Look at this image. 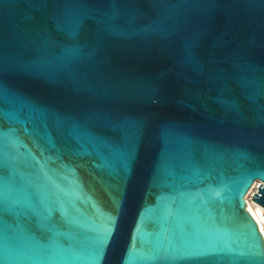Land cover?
Instances as JSON below:
<instances>
[{"label":"water","instance_id":"1","mask_svg":"<svg viewBox=\"0 0 264 264\" xmlns=\"http://www.w3.org/2000/svg\"><path fill=\"white\" fill-rule=\"evenodd\" d=\"M255 181L264 0H0V264H264Z\"/></svg>","mask_w":264,"mask_h":264},{"label":"bare ground","instance_id":"2","mask_svg":"<svg viewBox=\"0 0 264 264\" xmlns=\"http://www.w3.org/2000/svg\"><path fill=\"white\" fill-rule=\"evenodd\" d=\"M254 187L258 188L260 186V183L257 181L254 182ZM245 207L251 214V216L255 219L259 230L261 231L263 241H264V207H262L260 204L254 202H249L246 198Z\"/></svg>","mask_w":264,"mask_h":264},{"label":"built area","instance_id":"3","mask_svg":"<svg viewBox=\"0 0 264 264\" xmlns=\"http://www.w3.org/2000/svg\"><path fill=\"white\" fill-rule=\"evenodd\" d=\"M257 191H258V188L256 189V187H254V185H252L251 188L249 189L248 193L246 194L245 198L249 202L254 203V201L252 199H253L254 193H256Z\"/></svg>","mask_w":264,"mask_h":264},{"label":"rangeland","instance_id":"4","mask_svg":"<svg viewBox=\"0 0 264 264\" xmlns=\"http://www.w3.org/2000/svg\"><path fill=\"white\" fill-rule=\"evenodd\" d=\"M258 183H260V181H257ZM257 189V188H256Z\"/></svg>","mask_w":264,"mask_h":264},{"label":"snow or ice","instance_id":"5","mask_svg":"<svg viewBox=\"0 0 264 264\" xmlns=\"http://www.w3.org/2000/svg\"><path fill=\"white\" fill-rule=\"evenodd\" d=\"M254 227V226H253Z\"/></svg>","mask_w":264,"mask_h":264}]
</instances>
